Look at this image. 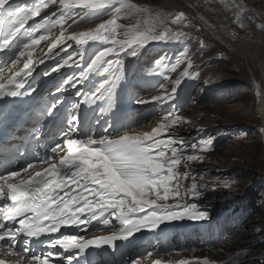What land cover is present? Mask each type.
<instances>
[{
    "label": "snow or ice",
    "instance_id": "1",
    "mask_svg": "<svg viewBox=\"0 0 264 264\" xmlns=\"http://www.w3.org/2000/svg\"><path fill=\"white\" fill-rule=\"evenodd\" d=\"M109 2V0H104V2H100V0H87L86 3L83 2H77V0H39V3L35 6V8H26L21 7L16 9L12 13V26H11V35L4 39L3 41H0V49H3L6 45L9 44L11 39L16 36V34L25 28V25L27 24L28 20L32 17H36L39 15V13L44 9L49 7L53 4H58L60 7L65 9H72V8H81L82 10H95V9H101L106 6V4ZM8 3V0H0V8H3L4 5ZM120 8H117L112 15L117 16L121 9H127L129 11L136 9L137 6L130 3V0H120ZM183 14H181L182 16ZM82 16V15H81ZM180 17H177L179 19ZM80 19V18H79ZM65 19H58V20H45L41 25L40 28L45 30L46 32H50L52 28L56 27L57 25H60L64 22ZM78 20H73V23L76 24ZM174 23L176 21H173ZM117 27H123L116 25L115 20H109L105 23H102L97 26L96 30H90L88 32H81V33H74L70 37L66 36L65 33L62 31L60 37L56 40L55 43L51 45V48H55L57 44L63 43L65 40L70 39L74 40L77 45H83L84 43L90 41V40H106L107 42L111 41L113 44V47H107L104 50L100 51L94 59L91 60V62L87 65V67L84 69L83 72L80 73V77H83L87 74V72H90L94 70L98 65H100L102 62H105V58L108 57L110 54L123 51L125 48H130L133 45H140L143 46V44L147 43L149 40H162L165 39V36L163 34L155 35L150 30H144L141 31L140 29L136 28L134 30H131L127 33H125L126 36H128V39L125 40H116V29ZM179 35L181 34H174L171 37H168L169 39H177ZM48 37L47 35H39L32 37L28 40L26 44H24L22 50L20 51L19 55L11 62V65H17L21 61V57H24L25 54L27 55V59L23 62V68L19 70L9 69L8 73H5V69L9 68V65L0 68V91L6 89L9 85L15 84L17 87H23L22 83H17L18 79L20 80H26L27 77L31 76L33 71L36 68V65L34 64L32 60V52L35 49V46L39 45L41 41L46 40ZM51 48L49 49V52L46 54V58L52 59L53 54L51 52ZM63 51V49H61ZM60 53L57 52L55 55H59ZM135 54V53H133ZM70 60H72V57H69L67 59H63L62 65H59V67L68 66L70 64ZM39 63H43V60H40ZM75 66L78 65V60L74 61ZM59 67H54L51 69V71H57L59 70ZM112 67L111 64H109L108 68H105V71H108ZM176 66L173 68V71L175 70ZM47 74V73H46ZM187 69L181 74L182 76L188 75ZM118 78V77H117ZM79 78H76V82H78ZM180 80L179 78L176 79V81L173 83V85L179 84ZM65 83H68L66 81ZM107 83V82H105ZM104 88V84L100 85L99 88H97L96 92L99 93L100 89ZM175 88L173 87L171 89V92H174ZM11 95L15 96L17 93L15 91L10 93ZM171 94V93H170ZM169 93H165L159 96H153L151 100H160L164 99L168 96H170ZM96 97V93H93V97ZM91 101V98H90ZM150 100H141V103L149 102ZM76 105H73V108H75ZM75 119V117H73ZM166 119L169 120V123H178L180 118H169L166 117ZM71 140V132H69L64 141ZM211 141L206 142L207 145ZM91 143V141H89ZM65 145V144H64ZM60 148V145L56 148L52 149V151L55 153L57 149ZM61 151L64 149L61 148ZM105 154L109 156L110 159H116V158H123L125 156H128L132 154L135 150L132 148L131 145H129L126 142H122L119 140V138L113 139L110 143L106 144V147L104 149ZM189 161L196 160L198 157L194 155H189L188 157ZM33 167V164H29L27 167L21 169L26 175L27 178H19V171H12L8 174H5L3 176H0V187H3L4 184H16L19 185L22 189V199L17 201V204L19 205V208L17 209V212L15 214V219L19 217V228H9L7 225L8 223L0 224V249H5L4 255H18L19 261L15 262V264H35V255L28 256L24 252H16L13 250L11 246V241L14 239L17 232H26L29 236H38L43 233H50L48 228H45L43 225L49 224L53 218L55 217L57 220L58 227L56 225H52V232H57L62 226L65 225H86L87 220L84 219L85 216H90L92 219H96L98 217L103 218L102 219V225L104 227H107L109 225V219L104 214L110 213L111 215L115 216V219L123 225V227L117 232L114 231L111 235L100 237L98 239H90L85 240L84 235H64L62 238H58L55 240V242L51 243L52 247H59L64 250H72V249H79L81 252L89 247L90 245H100V244H107L111 245L113 241L117 239H126L127 237L131 236L134 232L139 231L140 229H155L161 222L163 221H171L174 219H178L184 216H188L189 218L193 219H204L205 214L199 213V214H193L188 211V207L184 205V211H168L166 214H158L157 209H172L173 207L171 205H167L165 203H161L160 201L156 200H149L146 203H136L131 204L130 206L124 205L123 202L120 204H116L115 207L109 208L107 203L100 202L97 203L95 200L93 203L95 204V211H89L88 209L92 207V205H89L88 208L81 207L82 204H86V201H81V204H77L73 207V212H75L76 208H80L79 212H76V216L79 217V219H65L64 216L58 215L53 209H59L61 204L65 203L66 199H69L70 197H62L58 200V202L52 204L51 207H48V204L50 203L49 200H46L45 194L40 192L38 190V182L41 181L42 176L46 175L45 172H39V173H29V169ZM48 171H53L51 168L48 169ZM122 175L124 173H121ZM181 175L187 176L188 173L183 174H177L178 182H176V185L174 186V197L177 198H183L181 195V188H180V177ZM13 178H19L18 182L16 179ZM227 186V184H225ZM200 187H203L201 185ZM197 190V185L193 184L192 188L189 190V193L195 195ZM64 191H68L67 188L64 189ZM62 195V194H61ZM74 195V194H73ZM0 197H5L4 193H0ZM52 199H56L53 197ZM169 197H164V201H167ZM113 204H115V201H112ZM151 205V206H149ZM181 207V205L177 204L176 208ZM145 208L151 209L147 214L143 216H137L135 214L137 213H144ZM193 209V208H192ZM36 211L39 214L36 216L32 215V212ZM4 213H8V206H5L3 208ZM87 213V215H85ZM68 216H71V213H68ZM12 221V222H13ZM14 224V223H12ZM83 231L87 232V228L85 227L82 229ZM54 256V254L49 253L46 255L39 256L40 260H43L47 258L50 261V258ZM68 261V264H71V257L66 258ZM0 264H5L3 260H0ZM8 264H14V262L9 261ZM54 264V262H53Z\"/></svg>",
    "mask_w": 264,
    "mask_h": 264
},
{
    "label": "rangeland",
    "instance_id": "2",
    "mask_svg": "<svg viewBox=\"0 0 264 264\" xmlns=\"http://www.w3.org/2000/svg\"><path fill=\"white\" fill-rule=\"evenodd\" d=\"M100 2H104V0H100ZM132 2L134 1L131 0L130 3L132 4ZM134 5H136V3H134ZM247 6V15L250 18L254 15L255 33L260 38L258 41L254 40L253 42L256 44V47L259 45L257 48L264 51L263 20L259 18V15H257L255 11H251L249 1L247 2ZM151 7L154 13L137 14L138 8L131 11L121 9L120 22L123 24L122 19L125 16H129V18L124 22L131 23V20H137L132 23L137 26L141 25L137 16L142 19L143 17L149 18L153 25L174 21L173 13L175 11L162 15L159 3ZM160 17L164 20H161ZM169 25L171 27L166 28L168 37L183 33L184 35H179L177 39L182 37L181 40H183L184 37V40H188V46H190V48L189 51H187L186 56L188 57L184 65L188 66L190 70H196L201 80L204 82V85L214 93L213 99H207V102H202L197 108L195 107L196 103H192L190 105L191 108L188 107V109L186 108L183 111L182 116L185 119V124H187L186 127L189 130H193L203 126L206 127L207 131L211 132L214 131L213 129H215L217 125H221V127L214 132H223L227 134L231 133L229 132L231 126H234L233 129H236V132H233L230 136H226L227 134H225L220 137L226 143L219 144L213 152L206 150L205 153L207 154L205 159L202 162H196L197 166L203 164L202 167H197L196 169L204 173V177H206L208 183L213 185L208 190H205L200 197L208 201L209 204L207 206L211 205L215 207L216 205L211 204L213 199L208 198L209 193L212 191L226 192L224 197L228 195L234 197L236 195H242V193L250 187H255L254 184L256 182L264 184V139L261 130V119L257 114L255 87L253 90V85L250 86V82L249 86L245 85V81L248 82V79L245 77L244 79L238 72H231L230 69L235 67L234 63L236 60L233 59V56L230 57L229 52L220 50L218 53H214V57H210L213 56V52L217 51H215V47L210 39H204V33L199 26L195 28L191 23H186L183 20L176 21L175 23L172 22ZM160 27L164 26H151V28ZM218 27L220 26L218 25ZM216 31L218 35L224 36L223 30L216 29ZM139 50V47H134V51L136 52L135 62L132 66L134 72L138 70L141 62L154 52V49L151 47L148 52L143 50L142 54H138ZM151 65L153 67H158V60L154 59ZM146 66H148V64ZM226 66L229 69L226 68ZM117 77L116 86H119L122 82L119 75ZM246 90H248L247 93H245ZM236 96H238V98L235 99L234 97ZM199 99L202 100L201 97H199ZM212 109L213 111H211ZM239 128L242 130H239ZM215 137L217 136H213V138ZM200 172L198 175L201 174ZM225 184H227V186H225ZM262 199H264V195ZM239 200L242 202L245 199L239 198ZM217 201L221 202V199ZM246 201L250 204L249 199ZM230 202H233V198H230ZM243 208H245V206H243ZM260 208H262L261 211H259L252 222L249 223V230H252L253 237H258L264 233V204H262ZM240 210L243 209L238 208V211ZM243 215L245 216L244 213ZM231 236L232 235H230V237ZM230 245L234 244L230 242L228 245L222 246L217 250L208 253L204 252L202 255L196 256L203 262L221 263L226 261L228 264H235L239 261L241 256H246L249 253V251H244L243 253L232 252L230 250Z\"/></svg>",
    "mask_w": 264,
    "mask_h": 264
},
{
    "label": "bare ground",
    "instance_id": "3",
    "mask_svg": "<svg viewBox=\"0 0 264 264\" xmlns=\"http://www.w3.org/2000/svg\"><path fill=\"white\" fill-rule=\"evenodd\" d=\"M133 1L137 5L138 14L154 13L152 12L153 9L151 6L158 3H159V7L161 8L162 15H166V13H171L173 11H175V13L179 15L183 14L184 19H186L185 20L186 23H191L195 28L199 26L202 29V32L204 33L203 35L204 39L205 40L210 39V41H212L215 47L214 49L217 52H213V56L210 57H214L215 56L214 53H218L220 50L229 52L230 57L233 56V59L236 60V62L234 63L235 67L230 69L231 72L233 73L234 71L238 72L240 75H242L243 78L245 77L246 79H248V82L245 81V85L249 86L250 85L249 82H250L251 83L250 86L253 85L252 89L255 87L254 89L256 93L257 114L261 119V130L264 139V51L261 50L260 48H257L259 47V45H257L256 47V44L253 42L254 40L258 41L260 39L255 33V25L253 19L254 15L251 18L247 15L248 13L247 2L249 1L251 11H255L257 15H259V18L263 20L264 23V0H133ZM160 19L162 20L163 18L160 17ZM218 25L220 27H218ZM139 29L147 30L141 28ZM216 29L223 30L224 36L218 35ZM174 46L176 45L174 44ZM169 66H171V64H169ZM226 68L228 67L226 66ZM247 91L248 90H246L245 93H247ZM238 96L234 98L236 99L238 98ZM204 101L207 102L206 99ZM211 111H213V109ZM73 127L76 129V126ZM220 127L221 125H217V127L213 130L214 131L218 130ZM230 129L232 130L233 128ZM113 130H114L113 128L107 126L105 128L104 135L110 136ZM138 134L139 136H141L142 132ZM6 149L8 150V153L5 154L6 158L15 156L12 153L14 149L13 145L6 147ZM89 158H90V162L92 164H95L94 158L91 156ZM118 159L120 160V165L122 166V168L126 170L127 167L123 165L127 161L126 157L118 158ZM106 171H109L108 167L106 168ZM82 229L84 228H81V230ZM68 234L71 233H67L65 235ZM50 242L52 243L54 241L48 240L43 242L42 244L45 243L48 244ZM54 248L55 247H53V249ZM53 249L50 248L48 251H53ZM133 250L134 251L132 252H136L137 249L133 248ZM48 251L47 253H49ZM60 251H56V254L62 253V250Z\"/></svg>",
    "mask_w": 264,
    "mask_h": 264
},
{
    "label": "clouds",
    "instance_id": "4",
    "mask_svg": "<svg viewBox=\"0 0 264 264\" xmlns=\"http://www.w3.org/2000/svg\"><path fill=\"white\" fill-rule=\"evenodd\" d=\"M211 186H213L210 183L205 184L203 189V192L205 190H208L209 188H211ZM181 192L185 194V197L189 194L187 190L185 188H181ZM202 192V193H203ZM225 193L222 192H218V191H212L209 193L208 198L213 199L212 201V205H216L215 207H212L211 205L207 206L209 203L208 201H206L204 198L202 199L199 195L197 197L196 200V211L200 210V211H204V210H208L210 211L212 214L213 212L215 213L216 209H221L223 207H226L223 203L226 202L227 197H224ZM218 199H221L220 201H217ZM223 212V210H221ZM160 214H166V212H162ZM216 215V213H215ZM216 217V216H215ZM192 218H189L187 216L178 218L175 221L176 224V228L175 231L177 232L178 228L185 226L186 222L189 221ZM226 220V225H230L227 219ZM173 222V220H172ZM172 222H169L167 225H165V227L171 226ZM231 227L227 230H225L227 233L225 236L220 235V236H215L214 239L212 240V243L210 245H206L203 238L199 237V235L193 234V235H189L190 237L187 238L185 241H181L179 243V245H176L177 248H171V242L174 236H179L181 233H177V234H171V233H167L165 230H161L158 231L160 234L158 235L157 238H149V235L146 237H144L142 239V245L141 246H151L153 243L157 242L160 238L161 235H165L169 237L168 243L166 245H162L160 246L159 249L155 250V251H151L149 252L146 249L141 250L140 247H136V254H138L141 258V260L143 261V264H185L186 262L189 264H228V262L224 261L221 263H217V262H203L200 258H198L197 256L202 255V253H208L211 252L213 250H217L219 248H221L222 246H226L228 245V243H230L232 241V238L236 237L239 235V233L241 232V230H243V222L240 224H234L231 222ZM158 228V227H157ZM161 228H158V230ZM155 229H148V233H153ZM230 235H232L230 237ZM209 238V237H208ZM141 239V237H140ZM227 239H231L230 242L226 243L225 241ZM127 241L124 240V244ZM230 250L232 252H238L239 253V249L238 248H233L230 245ZM197 255V256H196ZM82 259V256H80ZM260 262L262 261L261 259L259 260ZM76 262H80L79 260H76ZM236 264V263H235Z\"/></svg>",
    "mask_w": 264,
    "mask_h": 264
},
{
    "label": "trees",
    "instance_id": "5",
    "mask_svg": "<svg viewBox=\"0 0 264 264\" xmlns=\"http://www.w3.org/2000/svg\"><path fill=\"white\" fill-rule=\"evenodd\" d=\"M195 107L197 108L199 105ZM239 130L242 129L239 128ZM259 183L250 190L245 200L242 201V206H245L244 210L246 211V215L243 218V230H241L238 236L232 238L231 242L234 245L231 246L238 248L239 253H243L244 251H249V253L246 256H241L236 264H264V233L258 237H253L252 230H249V223L261 211L262 208L260 206L264 204V199H262L264 195V184ZM247 199H249L250 204L246 201ZM230 240L227 239L225 242L228 243ZM260 259L262 260L261 262L259 261Z\"/></svg>",
    "mask_w": 264,
    "mask_h": 264
},
{
    "label": "built area",
    "instance_id": "6",
    "mask_svg": "<svg viewBox=\"0 0 264 264\" xmlns=\"http://www.w3.org/2000/svg\"><path fill=\"white\" fill-rule=\"evenodd\" d=\"M236 200H238V199H236Z\"/></svg>",
    "mask_w": 264,
    "mask_h": 264
}]
</instances>
